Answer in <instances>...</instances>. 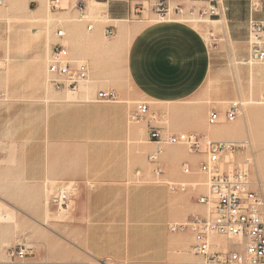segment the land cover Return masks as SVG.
<instances>
[{"label":"crops","instance_id":"1","mask_svg":"<svg viewBox=\"0 0 264 264\" xmlns=\"http://www.w3.org/2000/svg\"><path fill=\"white\" fill-rule=\"evenodd\" d=\"M145 1L155 0H61V10L69 9L71 15L80 16L76 4L84 3V12L95 23L88 33L82 29L87 43L100 37L106 25L115 26L107 49L121 46L132 34L124 50L132 86L127 95L130 102L0 100V143L16 145L21 173L29 186L39 187L47 181L71 186L67 208L59 211L52 204L48 215L54 214L50 220L55 221L61 237L78 240L93 259L163 264L183 257L189 263L203 264L191 250L192 235L172 232L170 226L204 213V206L196 202L195 194L173 192L167 184L189 180L177 170L178 164L188 162L196 167L202 155L178 154V149L168 148L160 162L173 168V174L164 173L154 183H128L132 168L145 167V152L154 147L152 141L141 144L148 136L147 116L136 123L129 121L134 103L147 102L149 112L156 113L183 108L205 85L212 58L209 44L193 25L181 20L151 21L145 12L138 13L139 4ZM178 2L189 10L208 4V0ZM225 7L221 16L229 29L241 31L236 42H245L249 0H228ZM254 17L264 19V5ZM179 126L205 133L203 126L193 128L189 122ZM175 152L177 157L172 156Z\"/></svg>","mask_w":264,"mask_h":264},{"label":"rangeland","instance_id":"2","mask_svg":"<svg viewBox=\"0 0 264 264\" xmlns=\"http://www.w3.org/2000/svg\"><path fill=\"white\" fill-rule=\"evenodd\" d=\"M152 2L145 1L144 4L148 5ZM43 4L45 18L40 20L34 19V11L41 6V3L37 1L3 0V4H0L1 103H23L41 99L44 101H96L95 95L101 90H114L119 97L117 102L124 100L130 102L127 95L132 92V86L126 72L124 50L132 34H128L126 39L121 41V46L112 49H107V47L112 44L113 38H107L104 35V29L100 37L90 39L87 43L83 36L84 33H88L87 20L81 21L78 13L71 15L67 12L69 9L50 10L48 0H45ZM65 5L66 3L63 2V6ZM188 11L189 8L185 7L183 15L174 13L171 15L180 19L209 20L203 21V28L205 32L214 34L213 37L209 35L211 40L207 41L212 57L210 73L199 94L185 101L182 104L183 108L172 113L171 111H166V113L151 111L157 114V118L153 119L151 115H147V135L150 125H157L163 133L188 131L179 126L185 122L191 123L193 128L203 126L205 129L209 124L208 117L211 112H225L231 101H241L243 103L241 114L234 121L224 123H237V136L239 137L233 140L250 142L249 147L235 154V161H242L246 156L252 158V176L260 182L264 197V104L248 103L262 99L264 79H256L255 76L252 78L251 71H254V75L258 70L263 69L264 71V63H248L251 38L249 24L246 41L238 43L236 35H241V31L229 29L224 17H201L197 10L193 14ZM46 15L50 16L49 21L46 20ZM144 17L159 19L151 11L145 12ZM87 19L94 21L89 14H87ZM187 23L195 25L192 22ZM58 28L66 31L63 42L67 45L71 57L86 61L90 66L88 80L96 81L89 91L80 89L76 97L61 96L66 91H57L46 81V63L53 44L58 40L56 37ZM77 38H80L79 43L76 42ZM138 103L141 101L134 103V110ZM249 111L253 114L251 119L248 118ZM240 127H242L241 130H239ZM238 131L241 135H238ZM147 141H152L149 135L141 139V144L146 145ZM152 143L154 147L147 150L144 155L146 166L141 164L134 166L128 183H154L161 180L162 174L175 172L173 168L161 165L160 162L163 173L160 176L156 175L154 171L156 165L148 158L156 147L153 141ZM174 147L178 149V154L197 155L189 152L184 145L166 146L164 152ZM182 163L178 164V171H181ZM189 180L202 181V178L191 177ZM59 184L62 185L60 181H47L39 187L29 186L21 173V159L16 145L0 143V216L8 217L7 220L0 221V225L9 227V231L0 233V263L8 261L6 254L8 248L29 244L33 247V253L25 260L12 264H117L95 260L83 250L78 240L60 236L55 221L50 220L54 214L48 215L49 212L46 214L45 208L48 199L49 210L53 211V198ZM66 189L72 188L66 186ZM228 246L231 244L228 243ZM163 264L192 263L181 257ZM193 264L201 263L197 261Z\"/></svg>","mask_w":264,"mask_h":264},{"label":"built area","instance_id":"3","mask_svg":"<svg viewBox=\"0 0 264 264\" xmlns=\"http://www.w3.org/2000/svg\"><path fill=\"white\" fill-rule=\"evenodd\" d=\"M106 1V0H99ZM228 0H208L207 5L190 9L198 15L221 17ZM3 4V0H0ZM264 0H249L250 49L249 62L264 63V19L254 17L262 11ZM50 10H61V0H48ZM80 10V20H87V30L94 28V21L87 19L83 2L76 4ZM185 7L178 0H156L151 4H139L138 13L151 11L158 17H166L171 13L184 14ZM115 26L106 25L104 35L114 36ZM210 36H214L210 33ZM57 42L50 50L46 63V81L57 91L77 93L81 84L90 77V66L84 60L71 57L64 44L66 31L58 28ZM2 60L0 59V68ZM2 93L0 92V99ZM118 94L114 90H101L95 95L100 102H117ZM229 107L221 115L213 111L208 117L210 125L223 121H234L242 112L241 101H231ZM147 115L153 119L157 114L149 112V103H138L136 109L129 114L130 122L143 120ZM149 138L156 144L155 150L149 155V161L156 165L157 176L163 173L160 158L165 147L184 145L189 152L202 155L196 167L188 162L181 165L182 173L193 178L201 177L202 181H168L173 192H190L196 195V202L204 206V213L191 215L188 219L173 223L172 232H189L193 237L191 250L202 258L203 264H264V197L261 184L252 176V158L246 156L242 161H235V154L249 147L250 142L244 140H222L208 138L205 134L195 131L163 133L157 125H150ZM69 203V191L65 185L56 187L53 204L57 210L66 209ZM215 235L222 237L223 243L218 244ZM226 243V244H224ZM228 243L231 246H228ZM33 253L29 244L17 245L7 249V262L12 264L23 261Z\"/></svg>","mask_w":264,"mask_h":264},{"label":"bare ground","instance_id":"4","mask_svg":"<svg viewBox=\"0 0 264 264\" xmlns=\"http://www.w3.org/2000/svg\"><path fill=\"white\" fill-rule=\"evenodd\" d=\"M43 3H41V6H39L35 11H34V19L35 20H40V19H43V18H45V15H43V13H45V9H43L44 7H43ZM188 12H190V13H194V12H192V11H188ZM64 13H66V12H64ZM185 13V12H184ZM177 16H172L171 14H169L168 16H166V17H159V19L158 18H156V19H151V21H172V20H175V21H178V20H181V21H183V22H192V23H195V25H193L196 29H198L199 31H200V33L203 35V37L205 38V40H206V42L207 41H210L211 40V38H210V32L209 33H207V32H205L204 31V28H203V21H209V20H202V19H200V20H196V19H187V18H176ZM46 20L47 21H49L50 20V16H47L46 15ZM216 21V20H215ZM217 21H219V20H217ZM222 21H223V19H222ZM221 23V22H220ZM212 33V32H211ZM131 35V34H130ZM67 39H69V36H67ZM80 38H77L76 39V42L77 43H79V40ZM248 63H250V64H252L251 62H249L248 61ZM263 70V69H262ZM262 70H258L256 73H255V75H254V71H251V74H252V78H254V76H255V78L256 79H259V78H263L264 79V71H262ZM253 80V79H252ZM87 82V83H86ZM86 83V84H85ZM94 84H96V81L94 80V79H90V80H87V81H85L82 85H81V87H80V89H84L85 91L86 90H90L91 89V87L94 85ZM253 84V83H252ZM82 91V90H81ZM79 93V92H78ZM78 93H72V92H69V91H66V93H62L63 95H61V96H63V97H65V98H71V97H76L77 96V94ZM59 94H61V92H59ZM261 96H262V99L261 100H259V101H256V100H252V101H249L248 103H259V104H264V92L262 91V93H261ZM70 100V99H69ZM219 103H222V102H219ZM245 103V102H244ZM241 104L243 105V103L241 102ZM253 113V112H252ZM253 116V114H251V112L249 111V113H248V118L249 119H251V117ZM237 123L235 124V123H221V124H215V125H209L208 124V126H207V128H205V135L208 137V138H215V139H222V140H233V138H235V137H239V136H237ZM241 128L242 127H240V129L239 130H241ZM239 132V131H238ZM240 134V132L238 133V135ZM241 135V134H240ZM174 149H175V147H174ZM172 150V151H175V150ZM177 151V150H176ZM165 153V152H164ZM165 154H167V153H165ZM165 156V155H164ZM173 157L174 156H176V152L175 153H173V155H172ZM177 157V156H176ZM180 157V156H179ZM166 158V157H165ZM67 190H69V189H67ZM71 190V189H70ZM46 211H47V213L49 212V201H48V199H47V202H46ZM8 219V217H6V216H3V217H1L0 216V221H2V220H7ZM10 219H12V218H10ZM3 222H5V221H3ZM11 222H14V221H11ZM15 224H16V222H15ZM9 227L7 226V225H0V233L1 232H7V231H9V229H8ZM215 240H216V242L218 243V244H221V243H223V241H222V237H220V236H216L215 235ZM4 257V256H3ZM23 264H27V263H23Z\"/></svg>","mask_w":264,"mask_h":264}]
</instances>
